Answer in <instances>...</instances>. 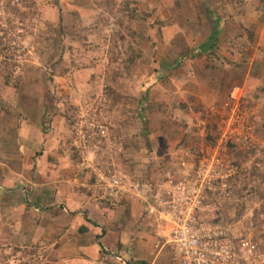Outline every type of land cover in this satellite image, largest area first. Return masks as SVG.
I'll list each match as a JSON object with an SVG mask.
<instances>
[{"label":"rangeland","instance_id":"rangeland-1","mask_svg":"<svg viewBox=\"0 0 264 264\" xmlns=\"http://www.w3.org/2000/svg\"><path fill=\"white\" fill-rule=\"evenodd\" d=\"M144 2L125 0L117 6L116 0H0V122L2 118L11 119L14 127L6 135L9 144L8 140L3 144L0 125V147L10 152L9 148L17 146L21 124L31 126L30 139L36 142L34 123L43 124L45 144L50 141L52 147L62 148L64 158L77 164L71 176L84 177V190L112 206H122L130 198L120 204L111 202L102 178L113 174L125 176L133 186L132 195L141 188L146 192L143 186L147 183L152 185V172L141 170L143 162L154 159L146 153L151 145L147 138L151 123L144 114L151 109L148 106L141 112L143 106H139L142 102L158 104L157 97L162 96L165 88L176 87L186 73L176 68L180 71L174 77L167 72L155 77L142 71L133 74L136 63L156 71L161 63L160 59H145V55L155 53L164 37L156 40V48L145 46L139 42L140 28L124 24L125 16L132 22H158ZM135 4L142 6L132 8ZM202 62L198 59L194 66L198 72ZM157 85V92L151 90ZM239 99L249 108L255 136L261 142L253 149L243 145L232 147L238 175L227 194L211 195L205 218L227 229L238 264H264V120L257 118L264 116V108L249 98ZM216 106L220 105L206 110L207 118L213 122L211 131L206 132L207 145L215 140L217 119L211 109ZM204 115L202 111L203 118ZM140 116L142 121H138ZM196 125L200 132L206 126L201 121ZM123 133L131 134L129 137L136 141L135 154L125 149L127 141L118 138ZM139 147L142 151L138 153ZM144 153L146 157L142 156ZM124 157L127 163L121 162ZM181 179L169 177L154 188L152 185L146 197L167 188L170 181ZM243 241L249 243L247 248H243ZM48 256L46 249L36 247H0V264H55L49 263Z\"/></svg>","mask_w":264,"mask_h":264},{"label":"crops","instance_id":"crops-1","mask_svg":"<svg viewBox=\"0 0 264 264\" xmlns=\"http://www.w3.org/2000/svg\"><path fill=\"white\" fill-rule=\"evenodd\" d=\"M144 1L158 22H132L125 16L124 24L140 28L139 42L145 46L156 48L160 36L164 37L155 53L145 55V59H160L161 66L158 64L156 71L136 63L133 74L142 71L155 77L167 72L174 77L176 71H186L182 82L156 96L159 105L152 101L151 105L142 102L139 106H143L141 112L148 106L151 109L144 114L151 123L147 131L151 145L146 153L157 163L154 159L141 162V170L152 172L154 188L169 177L183 179L194 173L208 142L206 132L211 131L213 122L207 118L206 110L212 105L227 104L242 96L264 108V92H259L264 89V0ZM122 2L125 0H116L117 6ZM229 12L242 13L231 17ZM211 15L220 19L222 27L215 56L208 59L211 52L200 55L199 49L211 39ZM198 59L203 61L200 72L194 67ZM158 87L151 90L157 92ZM257 118L264 120V116ZM200 121L206 124L202 132L196 125ZM0 123L3 144L7 140L9 144L6 135L9 129L14 131L13 121L2 118ZM34 124L36 142L30 139L31 126L21 124L17 146L9 148L10 152L0 147V247L7 244L21 249H46L49 263L55 264H172L170 249L161 248L165 225L149 217L144 209L145 193L151 192L152 185L143 186L146 192L143 188L136 190L130 201L120 207L103 203L84 190V177L71 176L77 164L64 158L63 149L52 147L50 141L45 144L43 124ZM121 135L118 138L127 141L125 149L135 154L137 145L129 137L131 134ZM146 153L142 156L146 157ZM121 162L127 163V158Z\"/></svg>","mask_w":264,"mask_h":264},{"label":"built area","instance_id":"built-area-1","mask_svg":"<svg viewBox=\"0 0 264 264\" xmlns=\"http://www.w3.org/2000/svg\"><path fill=\"white\" fill-rule=\"evenodd\" d=\"M217 119L212 144L203 148L195 171L167 188L144 199L151 218L165 225L161 248L170 249L172 264H238L227 229L205 217L212 194H227L238 175L232 159V147L255 148L261 141L255 136L250 110L241 99L211 109ZM109 200L115 204L132 197L133 186L125 176L102 178ZM99 187V186H98ZM243 248L249 243L243 241Z\"/></svg>","mask_w":264,"mask_h":264},{"label":"trees","instance_id":"trees-1","mask_svg":"<svg viewBox=\"0 0 264 264\" xmlns=\"http://www.w3.org/2000/svg\"><path fill=\"white\" fill-rule=\"evenodd\" d=\"M212 19H213V30H212L211 39L208 41V43H206V45H204V47H201L199 49L200 55H202L203 53L211 52L208 54L209 55L208 59H212L215 56L214 49H216V47H217L218 36L220 34L221 27H222L221 21L216 15H213ZM209 57H211V58H209ZM44 116H46V113Z\"/></svg>","mask_w":264,"mask_h":264}]
</instances>
